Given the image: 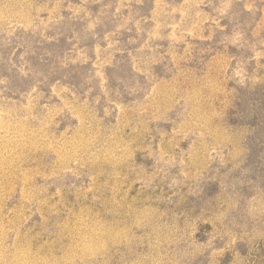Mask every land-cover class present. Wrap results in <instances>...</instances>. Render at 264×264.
Returning <instances> with one entry per match:
<instances>
[{
  "label": "rangeland",
  "instance_id": "374dc122",
  "mask_svg": "<svg viewBox=\"0 0 264 264\" xmlns=\"http://www.w3.org/2000/svg\"><path fill=\"white\" fill-rule=\"evenodd\" d=\"M0 264H264V0H0Z\"/></svg>",
  "mask_w": 264,
  "mask_h": 264
}]
</instances>
